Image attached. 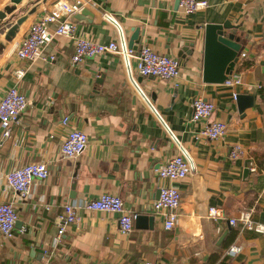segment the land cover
Segmentation results:
<instances>
[{"label": "crops", "instance_id": "obj_1", "mask_svg": "<svg viewBox=\"0 0 264 264\" xmlns=\"http://www.w3.org/2000/svg\"><path fill=\"white\" fill-rule=\"evenodd\" d=\"M17 1L0 0V12L14 6L7 22L24 17L10 41L6 31L0 34V97L16 85L31 103L11 124L10 136H2L0 127V202H13L19 223L11 238L0 234V264H264V235L229 222L244 210L264 222V0H207L205 9L190 15L180 12L177 0H83L82 10L71 18L75 37L108 43L121 35L128 46L138 27L130 48L147 44L177 58L178 77L141 76L135 58L128 70L113 53L72 68L73 40L67 38L50 42L44 59L31 64L18 82L13 72L26 63L13 47L55 0ZM106 12L117 25L105 20ZM225 22L241 44L233 72L242 83L234 87L203 80L205 25ZM233 92L253 95L252 105L240 112ZM195 97L214 104L210 119L226 122L223 137L196 138ZM65 116L68 122L62 125ZM71 129L88 138L75 158L60 152ZM234 144L243 154L233 160L228 154ZM179 149L194 169L177 182L160 180L158 167ZM35 161L46 163L48 177L18 198L5 174ZM169 184L178 187L181 202L175 226L166 230L163 212H155L152 204L160 186ZM105 192L119 195L136 215L153 216L152 227L147 219L137 228L134 220L124 235L118 213L84 209L86 200ZM64 203L77 206L79 220L55 243L56 217ZM209 207L218 208L220 216L210 218ZM232 245L241 249L230 254Z\"/></svg>", "mask_w": 264, "mask_h": 264}, {"label": "built area", "instance_id": "obj_2", "mask_svg": "<svg viewBox=\"0 0 264 264\" xmlns=\"http://www.w3.org/2000/svg\"><path fill=\"white\" fill-rule=\"evenodd\" d=\"M84 5L83 0H55L50 9L45 11L38 19L34 20L28 27L25 37L16 43L13 52L16 57L25 62V67L16 68L13 72L15 80L18 82L24 76L26 69L39 59H44V48L53 41L73 40V52L70 56V66L79 67L87 58H92L103 53L118 54L124 61L126 69L130 70V59H136L135 70L141 76H154L164 80H175L180 72V62L177 58L161 54L144 44L138 49H132L127 46L121 38L111 40L108 43L95 42L92 39L83 36H74L75 25L71 18L79 13ZM180 12L184 15H190L196 11L205 9L208 6L207 0H179ZM105 20L117 25L116 21L107 12L103 14ZM242 56L245 53L241 54ZM53 59V56H49ZM234 71V70H233ZM231 72L224 80L228 87H234L242 83L239 73ZM236 92L232 97L235 100ZM30 100L19 91L16 85L6 89L0 97V127L2 136H10L11 124L19 120L21 113L25 111L30 104ZM215 106L211 101L202 97H195L192 101L191 121L199 124L200 128L196 138L208 140L219 139L224 136L227 130L226 122L220 119H210L213 115ZM68 117L61 119V124L65 125ZM88 144V138L84 131L71 129L67 132L65 138L60 144L62 156L75 158L82 154ZM243 154V148L240 144H234L229 150V157L236 159ZM249 168L254 171L256 168L250 163ZM194 169L192 162L183 149L170 158H168L157 169V175L160 180H169L177 182L183 180L190 171ZM264 174V163L261 168ZM49 171L45 162H29L8 171L5 174V182L9 189L18 198H26L30 194L33 182H41L48 177ZM181 202V193L175 185H161L156 200L153 201L152 208L155 212H163V227L166 230L172 229L178 219V209ZM86 210H98L106 212H115L119 214L118 229L121 234L127 235L133 229V223L136 214L129 211L117 194L102 193L98 197L86 200L83 204ZM221 212L216 207L208 208V216L217 218ZM17 220V213L12 201L0 202V234L3 238H11L14 232V224ZM79 220L77 206L72 203H64L62 211L56 217L57 231L54 236V242L58 243L62 234L70 224ZM230 224L236 222L240 228L256 234L264 235V222H258L252 218L251 210H244L239 217L230 218ZM241 249L238 245H232L228 253L234 254ZM141 264H159L151 260H143Z\"/></svg>", "mask_w": 264, "mask_h": 264}, {"label": "water", "instance_id": "obj_3", "mask_svg": "<svg viewBox=\"0 0 264 264\" xmlns=\"http://www.w3.org/2000/svg\"><path fill=\"white\" fill-rule=\"evenodd\" d=\"M18 2L17 0H14ZM179 3V0H177ZM14 6H6L0 12V34L5 33V40L10 41L17 31L18 25L24 20L20 17L16 22L12 23L6 21L7 14H10ZM232 26L228 23L205 25L204 43H203V80L206 82L223 83L227 75L230 74L235 67L238 60V52L240 51L241 44L239 37L231 30ZM8 29V30H6ZM138 27L134 29L129 37L128 47H132L135 40L138 39ZM193 46V45H191ZM3 45H0L2 48ZM185 53H190L186 48H182ZM254 96L248 94H237L236 102L240 112L253 103ZM44 214V213H43ZM149 220L152 227L153 216L136 215L135 225L137 228L142 227L146 220ZM19 223L15 222L14 227ZM146 228V226H144Z\"/></svg>", "mask_w": 264, "mask_h": 264}]
</instances>
